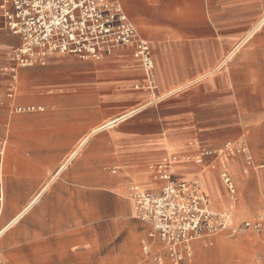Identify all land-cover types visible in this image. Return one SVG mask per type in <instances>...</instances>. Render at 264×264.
I'll return each mask as SVG.
<instances>
[{
  "label": "crops",
  "instance_id": "0c3cea01",
  "mask_svg": "<svg viewBox=\"0 0 264 264\" xmlns=\"http://www.w3.org/2000/svg\"><path fill=\"white\" fill-rule=\"evenodd\" d=\"M120 2L140 38L151 46L152 82L156 88H150L146 70L135 57L134 47L129 46L117 49L103 65L79 60L74 55L50 57L51 63L66 60L91 67L78 68L70 77L60 80L45 75L27 88L17 86L13 98L7 95L13 112L18 107L34 108L15 112L34 114L12 116L6 123L0 118V135L7 134L11 145L20 151L17 155H44L54 148L56 156L70 158L87 136L91 138L75 155L86 146L84 156L72 158L70 164L68 158L60 172L69 167L76 169L71 180L22 182L18 178L24 174L16 172L15 179L7 182L17 191L8 196L7 206L0 215V229L10 224L0 236V264H68L69 254L77 264H89V261L136 264L137 260L148 264L149 260L139 253V242L151 227L135 220L136 213L127 194L130 185L159 190L163 184L153 179L149 166L164 160H176L174 179L200 180L212 209L217 213L229 212L231 225L237 204L233 223L244 209H259L264 170L257 168L264 161V118L241 120L232 133L236 139L248 141L253 168L249 166L245 171L243 155L227 162V172L236 174L235 187L239 189L238 202L235 197L230 202L229 190L225 186L228 193L221 192V183L215 179L220 160L213 154L202 156L203 146L213 150L217 145L211 140L205 143L204 129L182 117L172 122L144 113L155 99L162 100L187 88H223L224 91L233 88L227 73L220 77L215 73L238 54L264 53V34H261L264 24L257 29L264 19V0ZM20 44L18 36L0 31V66L8 63L6 55ZM41 70L40 67L26 69L20 73V79L25 73ZM5 77L0 74L1 81H6ZM0 101L7 102L1 90ZM189 102V98L179 97L176 105ZM137 115L143 126L133 132L131 123ZM3 124L7 126L6 134ZM102 135L109 138L102 148L88 144ZM226 140L227 136L219 142ZM199 157L202 161L196 162ZM108 168L113 171L107 173ZM2 176L1 188L4 187ZM56 186L61 188L60 192L52 191ZM51 192L56 194L55 198L50 197ZM50 199L52 205L47 204ZM26 207L29 209L24 211ZM101 221H105L106 229L102 246ZM121 232L124 236L117 255L115 241ZM198 241L207 244L204 240L193 242V253ZM106 244H112L113 251L101 260L97 255ZM216 246L204 249L202 257L213 261L216 254L211 250ZM153 248L166 253L157 241ZM192 258L186 260L188 264H194ZM197 264L203 263L197 260Z\"/></svg>",
  "mask_w": 264,
  "mask_h": 264
},
{
  "label": "built area",
  "instance_id": "2783aa9c",
  "mask_svg": "<svg viewBox=\"0 0 264 264\" xmlns=\"http://www.w3.org/2000/svg\"><path fill=\"white\" fill-rule=\"evenodd\" d=\"M0 31L21 39L20 46L12 50L9 98L17 92L21 68L45 65L57 54L99 60L129 46L134 47L135 57L142 62L150 88H156L152 82L151 46L140 38L120 0H0ZM33 110L14 109L17 113ZM242 151L247 153L246 149ZM212 154L202 151V156ZM246 159L252 166V157ZM149 170L153 179L163 184L159 190H145L138 185L128 188L136 208L135 218L151 227L141 241L143 256L153 264H183L193 256V242L228 229V215L212 209L198 180L173 179L169 160L152 164ZM221 178L234 197L237 190L229 173L223 171ZM245 230L261 232L264 222H244L239 231ZM155 241L166 250L165 254L154 250Z\"/></svg>",
  "mask_w": 264,
  "mask_h": 264
},
{
  "label": "rangeland",
  "instance_id": "374dc122",
  "mask_svg": "<svg viewBox=\"0 0 264 264\" xmlns=\"http://www.w3.org/2000/svg\"><path fill=\"white\" fill-rule=\"evenodd\" d=\"M261 34H264V28ZM59 55V54H57ZM235 58L232 57V62L228 63L226 61L223 65L224 68L217 71L219 77L223 73H227L226 77L232 82L233 88H228L227 91H224L223 88H187L175 95L168 96L162 100L155 99L153 104L148 107L145 111V115L148 116H159V118H163L166 121H179V117H182L185 120L190 121L191 123L197 125L199 128L204 129L203 135L205 138V143H209V140L212 142H216V149H209L206 146H203L208 151L213 153V156L216 158H220V155H230L231 159L240 158V156H244L245 162V171L249 169L247 165V156L250 154L249 143L247 140L236 139L233 136V131L236 127L237 122L249 118H264V53H253L245 56H240ZM55 57V56H54ZM76 57V56H75ZM53 58V57H52ZM79 60L87 61V62H97L99 65H103L107 62L110 57L97 61L95 59H80ZM7 64L0 66V74H5L6 81L0 80V90L1 94L5 96V101H0V118H4L3 120L6 122L12 116H22V115H30L34 113H24L17 114L12 111L9 104L10 99H8V88L10 83L12 82V77L10 73V68L13 67L14 62L12 61V50L8 52L6 55ZM53 59H49L46 61L45 65L36 64L32 67H40L43 68L40 72L34 73H25L23 78L20 79V73L25 71L26 69H30L32 67H26L19 69L18 73V83L22 87L27 88L33 82H37L39 78H43L45 75H49L51 78H56L60 80L65 77H70L74 72L77 71L78 68H86L91 67L90 64H82L78 62L70 63L66 60L52 62ZM231 61V60H230ZM228 63V65H226ZM135 66L136 64L133 63ZM222 65V66H223ZM55 80V79H54ZM222 89V91H221ZM152 91V90H151ZM180 98L190 99V102L183 105L177 106L176 102L179 101ZM3 107V109H2ZM38 110V108H37ZM137 115L133 118L131 123L132 131H139L143 124L138 120ZM137 119V120H136ZM4 133H7V126L3 124ZM147 130L150 132L151 128L148 126ZM227 136V140L225 142H219L223 137ZM11 136H9V139ZM108 135H102L98 139H91L89 141V145L93 144L96 147L102 148V146L106 145L108 142ZM215 143V144H216ZM229 148L228 145H230ZM233 148V150H231ZM243 149L247 150V153H243ZM86 146L84 149L80 151V153L75 156L72 160L76 158H82L85 154ZM220 151H223L220 153ZM20 151L16 149L15 146L11 145V142L8 141V136L0 135V176L4 181V187H0V215L4 213L7 204L8 196H11L13 191H17L14 189V185L7 184V182L13 181L14 174L16 172H20L24 174L22 178H18V180L25 182L31 179L39 180L43 183L48 182H61L63 180H71L76 174V169H71L65 171L64 173H60V170L66 166V161L68 160V156H56L55 149L49 151V154H37L34 156H19L16 153ZM45 151H43L44 153ZM245 154V155H244ZM251 156V155H250ZM71 158V157H70ZM69 158V160H70ZM202 158V157H201ZM68 160V161H69ZM72 160L68 163L70 164ZM3 162V163H2ZM65 164V165H64ZM64 165V166H63ZM63 166V167H62ZM62 167V168H61ZM253 168V166H250ZM61 168V169H60ZM257 170H264V161L261 162L260 166ZM59 171V172H58ZM113 168H108L106 170L107 173L112 172ZM223 170L219 166L217 171H215V179L220 182L221 192H227L225 185L221 178V173ZM58 173V175H57ZM229 173V172H228ZM233 177L235 181L236 187V174L229 173ZM1 180V178H0ZM259 184H257L258 186ZM1 186V185H0ZM131 186V185H130ZM53 192H60L61 188L56 186ZM3 192V193H2ZM228 193V192H227ZM131 199L129 192L127 194ZM229 195V194H228ZM56 194L51 192L50 197L55 198ZM238 202L239 199V189L237 188L236 195L234 196ZM230 202H234L232 196L229 195ZM57 202V201H56ZM53 204V201H48L47 204ZM133 204V203H132ZM58 207V205H57ZM134 207V205H133ZM223 211V210H221ZM238 211V204L235 208L232 217V226L228 227V229L224 232L225 237H218L217 235L212 236L210 238L202 239L206 241V246H204V242L198 241L196 242L197 246L194 247L193 258L194 264H197V260L201 261L203 264H231L237 262L240 264H262L264 263V230L261 232H255L252 230L239 231V227L244 222H256L262 221L264 222V186L262 187L261 194V204L259 209L252 211H244L241 213V217L234 220L233 218L235 213ZM137 220V219H135ZM139 221V220H138ZM103 222L100 224V244L102 246L104 238L103 231L104 229ZM140 222V221H139ZM124 234L121 232L117 234V239L115 241V249L117 251V255H119L120 243L123 239ZM54 239V238H53ZM212 241L213 245H210L208 241ZM218 240V241H217ZM219 240H226L230 242L231 249L235 253H231L227 250H224L221 246H219ZM217 245V246H216ZM235 247H234V246ZM204 246V248H203ZM211 250L212 253H215L216 256L213 261L202 257L204 254V249ZM140 254L142 253L141 240L139 242ZM195 248L196 251L195 252ZM113 251V245L109 244L104 247H100L99 253L97 257H100L101 260L106 258ZM229 253V255H228ZM73 255L69 254L68 264H77L75 261L73 262ZM229 257V258H228ZM99 258V259H100ZM226 259V260H225ZM229 259L231 261H229ZM189 261V260H188ZM188 261H185L183 264H188ZM152 260L148 261V264H151ZM89 264H97L95 261H89ZM99 264H121L120 261L109 262V261H100ZM136 264H142L139 260L136 261Z\"/></svg>",
  "mask_w": 264,
  "mask_h": 264
},
{
  "label": "bare ground",
  "instance_id": "6f19581e",
  "mask_svg": "<svg viewBox=\"0 0 264 264\" xmlns=\"http://www.w3.org/2000/svg\"><path fill=\"white\" fill-rule=\"evenodd\" d=\"M264 24V19L262 20V22L259 24V26L257 27V29L258 28H260L262 25ZM251 36V35H250ZM55 56V55H54ZM229 56V55H228ZM106 58H108V57H103V58H101V59H99V60H97V61H101V60H104V59H106ZM33 66H35V65H33ZM211 74V73H210ZM181 90V89H180ZM176 91V90H175ZM171 94V93H170ZM170 94H168V95H170ZM166 96V95H165ZM109 126V125H108ZM96 131V130H95ZM94 131V132H95ZM91 135H89V136H87L81 143H80V145L78 146V148L76 149V151H74L73 152V154L71 155V158H70V160L72 159V158H74V156L77 154V152L80 150V148L82 147V146H84V144L86 143V142H88V139H89V137H90ZM91 138V137H90ZM229 146H231V144L230 145H228V148H229ZM231 150H233V148H231ZM220 153H222V151H220ZM224 153V152H223ZM231 156V155H230ZM230 156H228V155H226V156H224V155H220V158H219V160H220V163H221V167H222V169H223V171H227V162L231 159L230 158ZM69 160V161H70ZM171 163H172V170H173V175H172V177H173V179H174V168H175V162H176V160L174 159V161L171 159V160H169ZM195 161L196 162H201V158L199 157V158H197V159H195ZM66 166H64L61 170H60V172L65 168ZM59 172V173H60ZM176 180V179H175ZM198 180V179H197ZM199 182H200V185H201V189H202V191L204 192V190H203V186H202V183H201V181L200 180H198ZM0 182H1V180H0ZM1 185V184H0ZM1 187V186H0ZM3 193V192H2ZM0 201H2V199H0ZM33 201V200H32ZM131 201H132V203H133V205H134V212H135V204H134V201L131 199ZM37 203V202H36ZM211 203V202H210ZM212 206V205H211ZM26 210H24V211H27L28 209H29V207L27 208H25ZM233 210V206H231L230 207V212ZM225 213H227V215H228V224H227V226L228 227H231L232 225L230 224V213L229 212H225ZM22 215V214H21ZM15 223V222H14ZM13 226V225H12ZM11 226V227H12ZM10 227V224L8 225V226H6V227H3V228H1L0 229V236L8 229ZM225 231H223V232H220V233H218L217 235H220V234H225L224 233ZM199 243V242H198ZM197 243V244H198ZM219 246H221L224 250H227V251H229V252H231V253H235V252H233L232 251V249H231V244H230V242H228V241H226V240H219ZM234 246V245H233ZM235 247V246H234ZM228 255H229V253H228ZM229 258V257H228ZM226 260V259H225ZM229 261H231L230 259H229ZM231 262H233V261H231ZM231 262H230V264H231Z\"/></svg>",
  "mask_w": 264,
  "mask_h": 264
}]
</instances>
